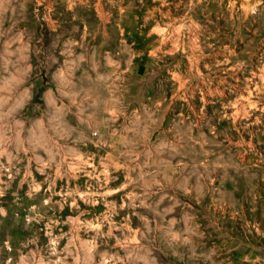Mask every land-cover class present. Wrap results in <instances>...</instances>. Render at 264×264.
<instances>
[{
    "label": "rangeland",
    "instance_id": "rangeland-1",
    "mask_svg": "<svg viewBox=\"0 0 264 264\" xmlns=\"http://www.w3.org/2000/svg\"><path fill=\"white\" fill-rule=\"evenodd\" d=\"M0 264H264V0H0Z\"/></svg>",
    "mask_w": 264,
    "mask_h": 264
}]
</instances>
